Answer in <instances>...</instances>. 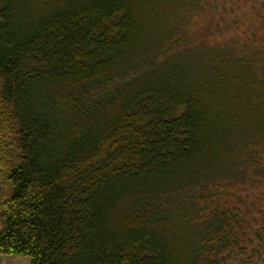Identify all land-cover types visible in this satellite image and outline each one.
I'll list each match as a JSON object with an SVG mask.
<instances>
[{
	"label": "trees",
	"instance_id": "trees-1",
	"mask_svg": "<svg viewBox=\"0 0 264 264\" xmlns=\"http://www.w3.org/2000/svg\"><path fill=\"white\" fill-rule=\"evenodd\" d=\"M0 255L263 259L264 0H0Z\"/></svg>",
	"mask_w": 264,
	"mask_h": 264
},
{
	"label": "rangeland",
	"instance_id": "rangeland-1",
	"mask_svg": "<svg viewBox=\"0 0 264 264\" xmlns=\"http://www.w3.org/2000/svg\"><path fill=\"white\" fill-rule=\"evenodd\" d=\"M234 18V16L231 15H226V17L224 18V20L226 21H231ZM225 22H222L221 25L222 27H225ZM224 35V34H223ZM217 36H219V34H217ZM216 36V37H217ZM256 258V261L254 264H264L263 259L259 260ZM0 264H31V259L30 257L27 256H8V255H0ZM232 264H240L237 261H234Z\"/></svg>",
	"mask_w": 264,
	"mask_h": 264
}]
</instances>
